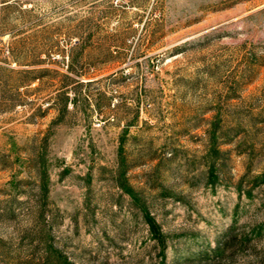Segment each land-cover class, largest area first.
<instances>
[{"label": "rangeland", "instance_id": "rangeland-1", "mask_svg": "<svg viewBox=\"0 0 264 264\" xmlns=\"http://www.w3.org/2000/svg\"><path fill=\"white\" fill-rule=\"evenodd\" d=\"M40 231L71 264H264V0H0V264Z\"/></svg>", "mask_w": 264, "mask_h": 264}, {"label": "trees", "instance_id": "trees-1", "mask_svg": "<svg viewBox=\"0 0 264 264\" xmlns=\"http://www.w3.org/2000/svg\"><path fill=\"white\" fill-rule=\"evenodd\" d=\"M66 95L67 94L64 95L63 99V112L67 111V104L70 100V98ZM48 140V136L44 137L40 141V145L35 154L30 156L28 155L32 171H30V180L25 182L33 188V192L35 193L34 197H32L34 206H31V210L34 214V220L37 222L39 221V224L47 219L46 209L49 202L48 171L46 162ZM122 188L128 195L136 200V203L140 206V210L144 213L145 220L150 228L151 234L156 238V240H158V242L163 240L159 239L161 238L160 231H158V227H156L154 220L151 218V214L148 212L146 203L144 202L142 196H139L135 189L130 186L122 184ZM10 215H14V213ZM40 227H42V225H40ZM41 232L43 231H40V235L38 234L37 238H31L27 235L23 237V244L19 245V248L21 251H25V249L26 251L29 250L27 251L25 256L26 259L24 261H27L28 264H71L69 259L54 247L53 243H51L50 237L46 233L42 234ZM40 247H44L41 254L37 252ZM19 261L21 260H17L16 262L21 264Z\"/></svg>", "mask_w": 264, "mask_h": 264}]
</instances>
